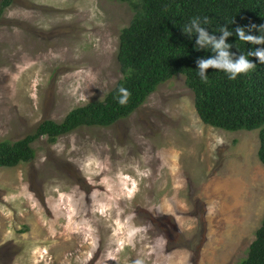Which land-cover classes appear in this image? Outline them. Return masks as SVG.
<instances>
[{
  "label": "rangeland",
  "instance_id": "374dc122",
  "mask_svg": "<svg viewBox=\"0 0 264 264\" xmlns=\"http://www.w3.org/2000/svg\"><path fill=\"white\" fill-rule=\"evenodd\" d=\"M132 16L118 0L5 8L0 140L105 98ZM32 146V161L0 168V264H236L264 217L259 130L204 123L182 74L126 118Z\"/></svg>",
  "mask_w": 264,
  "mask_h": 264
},
{
  "label": "trees",
  "instance_id": "16d2710c",
  "mask_svg": "<svg viewBox=\"0 0 264 264\" xmlns=\"http://www.w3.org/2000/svg\"><path fill=\"white\" fill-rule=\"evenodd\" d=\"M14 0L0 1L2 12ZM128 3L133 16L120 31L117 61L122 77L105 98L72 109L61 122L45 119L23 138L0 140V168L15 167L35 157L32 144L43 136L51 142L83 126H109L128 117L157 87L176 75L185 76L194 94L201 120L226 131L259 129L258 158L264 165V64L249 59L256 67L229 79L216 69H207L208 81L197 75L196 60L213 53L195 47L196 35L189 38L183 26L194 17H208L210 34L220 35V26L264 25V0H118ZM264 32V29H262ZM251 34H259L253 30ZM230 51L240 54L264 45L246 44L235 34L227 38ZM130 93L128 103H118L119 87ZM236 264H264V217L256 230L247 256Z\"/></svg>",
  "mask_w": 264,
  "mask_h": 264
},
{
  "label": "clouds",
  "instance_id": "9594fccd",
  "mask_svg": "<svg viewBox=\"0 0 264 264\" xmlns=\"http://www.w3.org/2000/svg\"><path fill=\"white\" fill-rule=\"evenodd\" d=\"M205 25H209L208 17H194L181 28L182 32L189 38H191L193 34L196 35L195 47L197 50L204 49L213 53V55L208 58H198L196 60L197 75L202 82L207 83L208 74L206 70L209 68L220 70L226 73L229 79L234 80L238 75L246 74L256 67L257 63L252 62L249 57H256L260 64H264V47L249 49L247 53L240 52V54L237 55V53L230 51L232 45L227 42V38L235 34L237 39L246 44L264 45V32H262L264 25L259 27L255 24L238 26L234 30H230L227 26H220L218 30L220 33L219 36L210 34ZM254 29L257 30L259 34H251ZM95 80L96 77L90 72L82 80L81 88L83 91L81 92L80 99L85 103L89 101L88 95H86L85 92L90 85H95ZM84 84H87V87H83ZM118 92V103L121 105L127 104L131 93L122 86L118 88Z\"/></svg>",
  "mask_w": 264,
  "mask_h": 264
}]
</instances>
